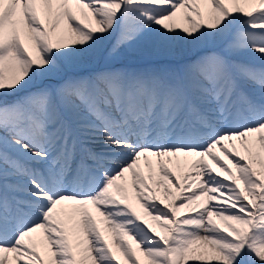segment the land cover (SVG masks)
Listing matches in <instances>:
<instances>
[{
    "label": "snow or ice",
    "instance_id": "obj_1",
    "mask_svg": "<svg viewBox=\"0 0 264 264\" xmlns=\"http://www.w3.org/2000/svg\"><path fill=\"white\" fill-rule=\"evenodd\" d=\"M0 264H264V0H0Z\"/></svg>",
    "mask_w": 264,
    "mask_h": 264
},
{
    "label": "rangeland",
    "instance_id": "obj_2",
    "mask_svg": "<svg viewBox=\"0 0 264 264\" xmlns=\"http://www.w3.org/2000/svg\"><path fill=\"white\" fill-rule=\"evenodd\" d=\"M177 23H178L181 27L186 26V22L183 21L182 19H180L179 17H178ZM221 157L223 158L222 154H221ZM209 162H210V161H209ZM180 163H181V165L183 166V170L186 172L188 169L185 168V166H184V162L181 161ZM229 166H231V165H229ZM142 167H143V171H144L145 175H148L149 173H148V168H147V166H146V165H142ZM169 167H172L173 169L177 170L175 164H174V165H169ZM153 168L156 169V175H157V174H158V166L156 165V162H155V161H153ZM157 179H158V175H157ZM149 183H151V181H149ZM129 184H130V182H129ZM174 190H175V189H173V191H174ZM129 193L133 196V199H134V200L131 201V202L133 203L134 207H136L137 210L140 211V212L143 214V209L140 208L139 202L134 198V192H132V189L129 191ZM157 195L160 196L161 198H163V193H158V192H157ZM182 214H183V213H182Z\"/></svg>",
    "mask_w": 264,
    "mask_h": 264
},
{
    "label": "bare ground",
    "instance_id": "obj_3",
    "mask_svg": "<svg viewBox=\"0 0 264 264\" xmlns=\"http://www.w3.org/2000/svg\"><path fill=\"white\" fill-rule=\"evenodd\" d=\"M223 159V158H222ZM185 168H187V166H185ZM174 171H177V174L179 175V174H181L180 172H179V170L177 169V170H175V169H173ZM158 175V174H157ZM158 179H159V175H158ZM131 190V187H130V184H129V191ZM175 191V190H174ZM158 193H163V189L161 188V189H158V191H157ZM134 199H132V201H133ZM98 219H99V217H98ZM101 227L103 228L104 227V225H101Z\"/></svg>",
    "mask_w": 264,
    "mask_h": 264
}]
</instances>
